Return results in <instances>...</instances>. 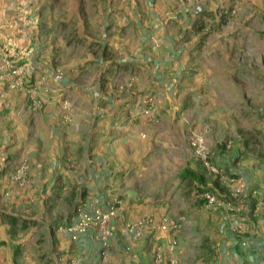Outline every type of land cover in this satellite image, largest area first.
Instances as JSON below:
<instances>
[{"label": "rangeland", "instance_id": "obj_1", "mask_svg": "<svg viewBox=\"0 0 264 264\" xmlns=\"http://www.w3.org/2000/svg\"><path fill=\"white\" fill-rule=\"evenodd\" d=\"M154 211L264 239V0H0V264H126Z\"/></svg>", "mask_w": 264, "mask_h": 264}, {"label": "crops", "instance_id": "obj_2", "mask_svg": "<svg viewBox=\"0 0 264 264\" xmlns=\"http://www.w3.org/2000/svg\"><path fill=\"white\" fill-rule=\"evenodd\" d=\"M137 191L135 187L128 188V198L135 195ZM199 214L192 215L191 213L195 222L192 230L186 233L183 229L164 231L162 224L168 218L164 217L166 212L163 215L155 211L150 213L151 216L147 217V220H145L146 224L143 225L142 238L140 237L142 241L136 243V245H133V243L128 245L131 246L135 254L133 259L126 257V264H150L155 257L156 249L159 247L163 249L164 264H237V261L242 258H245L250 263L255 261V264L259 262L264 264V249L258 248V245L264 247V243H259L264 242V239L257 237L259 236L258 234H256V237L252 236L250 238V243L247 241L246 243L236 241L232 238L233 240L229 244H233V249L237 247L240 253L238 254L237 252L236 254L235 250L231 248L230 254L232 256L227 259L228 262L226 260L222 262V251L225 249V244L220 243V240H218L217 235L221 231V228L218 227V221L215 223L213 218L207 219V217ZM255 232L257 233V231ZM174 239H177L180 243L177 249L171 247ZM255 248L261 250V254H257L258 252L254 251Z\"/></svg>", "mask_w": 264, "mask_h": 264}, {"label": "built area", "instance_id": "obj_3", "mask_svg": "<svg viewBox=\"0 0 264 264\" xmlns=\"http://www.w3.org/2000/svg\"><path fill=\"white\" fill-rule=\"evenodd\" d=\"M206 199H207L210 203H211V202H214V199H213L210 195H208ZM87 221L89 222L90 220L87 219Z\"/></svg>", "mask_w": 264, "mask_h": 264}]
</instances>
